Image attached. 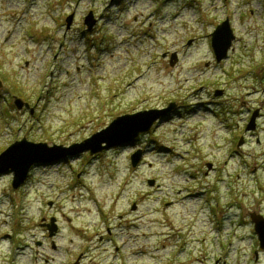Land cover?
<instances>
[{
    "label": "rangeland",
    "instance_id": "374dc122",
    "mask_svg": "<svg viewBox=\"0 0 264 264\" xmlns=\"http://www.w3.org/2000/svg\"><path fill=\"white\" fill-rule=\"evenodd\" d=\"M172 102L133 143L53 156L17 190L0 174V264H264V0H0V153L68 148Z\"/></svg>",
    "mask_w": 264,
    "mask_h": 264
},
{
    "label": "water",
    "instance_id": "95a60500",
    "mask_svg": "<svg viewBox=\"0 0 264 264\" xmlns=\"http://www.w3.org/2000/svg\"><path fill=\"white\" fill-rule=\"evenodd\" d=\"M73 18L74 15H70L67 18V29L71 26ZM95 23L96 21L93 18V14L90 13L85 18V25L88 27L89 31L92 30ZM234 40L235 35L231 28L230 21L227 18L219 24L212 33V47L218 63L227 57L228 51ZM221 95H223L222 90L216 91L215 96ZM14 104L18 110H23L24 107L28 106V103L17 97H15ZM177 107L178 103L172 102L163 109L144 110L134 114L120 116L101 132H97L84 142L68 148L57 145L49 147L46 143H35L23 138L21 141L12 143L6 150L0 153V174H6L12 171L14 173L12 186L17 190L25 183L33 166L47 163L46 161L53 158V156H57L58 159L67 158L71 155L84 153L86 151H89L90 155H95L124 143H132L141 134L149 132L155 123L171 115ZM258 116L259 112L256 110L250 118L246 131H254L256 129V120ZM242 144L243 138L238 144V147ZM57 151L60 152L56 153ZM141 156L142 150H138L131 156L133 167L139 165ZM211 167L212 165L208 164V168L210 169ZM154 183V180H149L150 186H154ZM132 209H136L135 204ZM250 218L255 224V231L258 234L260 247L264 249V217L253 213L250 215ZM55 222L56 220L53 218L51 223L47 225L50 236H54V233L57 232V225ZM78 262L79 259L74 264H79Z\"/></svg>",
    "mask_w": 264,
    "mask_h": 264
},
{
    "label": "flooded vegetation",
    "instance_id": "af4514ba",
    "mask_svg": "<svg viewBox=\"0 0 264 264\" xmlns=\"http://www.w3.org/2000/svg\"><path fill=\"white\" fill-rule=\"evenodd\" d=\"M53 243V242H52ZM38 246H41L42 245V242H38L37 244ZM56 247V246H55ZM79 264H81V261L78 262ZM73 264V263H72Z\"/></svg>",
    "mask_w": 264,
    "mask_h": 264
},
{
    "label": "bare ground",
    "instance_id": "6f19581e",
    "mask_svg": "<svg viewBox=\"0 0 264 264\" xmlns=\"http://www.w3.org/2000/svg\"><path fill=\"white\" fill-rule=\"evenodd\" d=\"M158 252H160V250H158Z\"/></svg>",
    "mask_w": 264,
    "mask_h": 264
}]
</instances>
